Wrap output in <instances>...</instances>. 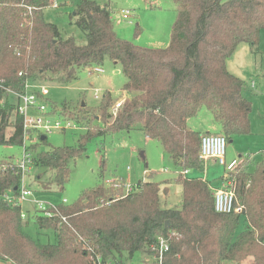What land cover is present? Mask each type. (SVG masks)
Wrapping results in <instances>:
<instances>
[{
    "label": "trees",
    "instance_id": "trees-1",
    "mask_svg": "<svg viewBox=\"0 0 264 264\" xmlns=\"http://www.w3.org/2000/svg\"><path fill=\"white\" fill-rule=\"evenodd\" d=\"M52 1L0 0V145L23 146L19 101L10 92L27 93L26 80L69 85L80 70L101 67L109 60L121 66L126 80L122 90L128 96L114 118L106 113L112 101L109 93L98 107L89 108L88 112H100L103 128L88 129L77 147L38 152L39 145L47 144L46 136L36 131V143L26 150L34 153V168L54 171L52 183L57 188L68 182L69 162L85 152L90 138L107 131L139 128L160 144L177 172L203 169L201 135L187 128V120L202 107L212 113L227 143L250 135L251 103L243 96L244 82L228 72L226 61L241 44L256 52L264 30V0H172L177 16L165 48L141 47L118 38L108 7L93 0H81L72 14L85 43L63 39L43 16ZM66 109L64 103L63 115ZM8 127L12 132L7 136ZM260 156L263 161L252 169L249 165L258 163ZM245 158L234 176L239 214L216 213L208 183L182 174L176 179L182 202L175 209L159 206L160 183L140 182L125 197L121 190L97 187L84 191L75 204L59 206L66 223L58 217L32 216L40 229L53 231L55 244L31 238L20 206L2 199L19 196L22 174L13 158L0 160L5 166L0 171V264H93L85 244L102 259L123 254L132 258L148 254L158 236L172 233L164 264H236L248 255L254 258L249 264H264V150L257 158ZM240 222L242 229L236 232Z\"/></svg>",
    "mask_w": 264,
    "mask_h": 264
},
{
    "label": "rangeland",
    "instance_id": "rangeland-1",
    "mask_svg": "<svg viewBox=\"0 0 264 264\" xmlns=\"http://www.w3.org/2000/svg\"><path fill=\"white\" fill-rule=\"evenodd\" d=\"M80 1L56 0L57 6L51 5L43 10L45 21L54 24L63 39L73 38L78 45L85 43V35L76 27L72 14ZM93 1L100 6L108 7L113 30L118 38L148 48H165L169 44L171 29L177 16L176 6L172 0ZM122 11L128 12L129 17L126 20L117 16ZM226 62L231 70L234 66L237 68L240 78L244 80L243 94L252 102L253 108L250 117L252 134L236 136L227 144L225 160L226 163H229L232 159H238L239 156L254 155L257 158L258 153L264 149V30L260 32L256 52L249 50L247 45L241 44ZM100 68L103 70L102 73L95 72L94 68L80 70L77 80L69 85L51 81L41 83L48 92L44 103L51 119L62 122L70 120L75 124L76 129L54 131L45 135L47 146L39 145L38 152L62 146L77 147L80 136L86 134L88 129L92 131L102 129L103 118L100 112H88V109L98 107L106 93L110 94L112 100L106 113L114 118L113 104L118 100L128 99L127 93L122 90L126 80L119 64L107 60ZM251 82L255 83L254 87H251ZM95 92L99 96L97 99L94 98ZM64 103L67 104V109L64 110L65 116L61 112V106ZM54 106L57 110L54 109ZM81 109H87V114L82 115L84 110ZM192 121L197 123L195 126L199 128L197 130L200 132L206 130L215 134L221 131L212 113L205 107L201 108ZM107 122L111 123L112 121L108 120ZM11 132L12 128L8 127L6 135L8 136ZM33 140L34 142L32 144L28 142L27 146L35 144V139ZM22 151L23 149L19 145H0V160L19 159ZM32 154L34 155V153ZM257 161L258 163L255 161L249 166L253 169L254 165L263 161L262 157L260 156ZM202 166L201 171L191 170L188 177H202L212 184L220 181L224 174L222 165L215 160L209 161L206 165L202 163ZM69 168L70 178L63 189L57 188L52 183L53 170L37 169L33 164L31 172L26 178L25 183L32 191V195L27 201L21 203V210L27 216L25 222H28L25 225V232L41 244H55L57 241L51 229L42 230L35 224L32 218L35 214L33 200L46 206H71L86 190L97 187L108 189L105 183L108 180L130 186H137L140 182L168 185L166 193L163 188L160 189L162 201L159 199V206L165 208L169 205L171 209L180 207L182 194L176 180L177 169L172 161L165 156L160 144L146 138L139 128L128 131H107L98 136H92L86 143L85 152L70 161ZM39 174L42 176L37 179ZM109 195L111 196L112 193ZM63 199H66L67 203L62 204ZM164 200L168 204L162 205ZM239 204L237 199V205ZM241 229L242 222L236 232ZM141 257L144 258L146 255L136 253L132 258L126 254L116 256L117 260H121L123 264H144ZM253 259V256L248 255L236 264H248Z\"/></svg>",
    "mask_w": 264,
    "mask_h": 264
},
{
    "label": "built area",
    "instance_id": "built-area-1",
    "mask_svg": "<svg viewBox=\"0 0 264 264\" xmlns=\"http://www.w3.org/2000/svg\"><path fill=\"white\" fill-rule=\"evenodd\" d=\"M53 6L56 5V0L52 1ZM30 11V8L28 9ZM123 20H126L129 15L127 11H122L117 15ZM94 71L97 73H102L103 70L100 67H94ZM19 75H21L19 73ZM25 88L27 93L19 95L15 93V97L18 99L19 103L17 106V113L22 117V127H23V146L22 155L19 159H13V164H15L21 170L22 179L20 193L18 197H14L11 194L2 196V199L9 203L20 206L21 203L27 201L32 195V191L27 187L25 181L31 172V166L33 164V155L26 150L27 143L32 144L37 141L36 131L42 135L51 134L54 131H65L66 129L75 128L76 126L70 120H65L64 122L60 120H52L47 113V106L45 105V97L47 95V89L42 85H35L25 81ZM33 90V91H30ZM9 91V90H8ZM99 96L97 92L94 94V98L97 99ZM125 98L116 101L112 106V114L115 115L124 104ZM33 132V138L30 136L29 132ZM227 140L223 134H204L200 138V152L199 159L201 161L207 159H215L220 165L224 167V174L221 176V186L214 190L212 193L214 210L216 213L229 214V213H241V207L236 206V180L234 178L238 169L246 164L245 157H239L238 159H233L229 163H226V147ZM5 166L0 165V171L4 170ZM188 171L178 172V174L187 175ZM108 188L114 191L121 190L123 196L132 193L136 186H130L128 184H121L116 181L108 180L105 182ZM35 214L45 217L52 218L58 217L60 223H66V217L62 216L59 212V206L49 205L46 206L41 202L35 200L32 201ZM67 203L66 199L62 200V204ZM34 214V215H35ZM20 217L22 220H26V213L21 210ZM171 236H175L172 233L170 236H158L156 240L148 246L150 252L145 254L146 257H141V261L144 264H164L165 254L169 252L171 246ZM86 251L90 253V259L93 264H123L121 260L117 258L113 259H102V257L97 254L92 247L85 244ZM141 255V254H140ZM249 264V263H248Z\"/></svg>",
    "mask_w": 264,
    "mask_h": 264
},
{
    "label": "crops",
    "instance_id": "crops-1",
    "mask_svg": "<svg viewBox=\"0 0 264 264\" xmlns=\"http://www.w3.org/2000/svg\"><path fill=\"white\" fill-rule=\"evenodd\" d=\"M244 45H247V44H244ZM247 47L249 48V50H250V47L247 45ZM150 48V47H149ZM226 68H227V70H228V72L229 73H231L232 75H234V76H236V77H238L239 79H241L240 78V74H239V72H238V70H237V68H235V66H234V68H233V70H231V68L229 67V65L227 64V62H226ZM243 82H244V80L243 79H241ZM35 85H38V84H35ZM43 86V85H42ZM255 86V83L254 82H251V87H254ZM244 90V89H243ZM243 93V92H242ZM243 96L245 97V95L243 94ZM248 101H250L247 97H245ZM250 103H251V107H252V102L250 101ZM201 110V109H200ZM199 110V111H200ZM252 111H253V108H251V113H250V116L249 117H251V114H252ZM193 118L194 117H192V118H190V119H188L187 120V128L188 129H190V130H192V131H196V132H198V133H200V135L202 136V135H204V134H211L210 132H208V131H206L205 130V132H200V130H197V129H199V128H196V122H194V121H192L193 120ZM250 124H251V118H250ZM220 127V126H219ZM251 130H252V127H251ZM215 134H221V131L219 132V133H215ZM252 134V131L250 132V135ZM249 136V135H248ZM147 138V137H146ZM262 150H264V149H262ZM239 157H243V156H239ZM233 160V159H232ZM206 161V162H205ZM209 161H215V160H213V159H207V160H204V161H202V163L204 164V165H206V163H209ZM212 163V162H211ZM215 163V162H214ZM190 175V171L187 173V177ZM199 178H201L204 182H206V183H208V185H209V187L212 189V193H213V191L214 190H216V189H218L220 186H221V181H219V182H217V183H211V182H208V180H206V179H204V178H202V177H199ZM166 186H168V185H163V186H161V188L160 189H162L163 188V190L165 191V193L168 191V188H166ZM178 186H180V188H181V194H182V187H181V185H179L178 184ZM166 196H167V194H165ZM159 199L161 200V198H160V192H159ZM162 201V200H161ZM181 202H182V199H181ZM168 204L167 202H166V200H164L163 201V203H162V205L163 204ZM165 206V205H164ZM180 206H181V203H180ZM163 209H171V207L168 205V206H166L165 208L163 207Z\"/></svg>",
    "mask_w": 264,
    "mask_h": 264
},
{
    "label": "water",
    "instance_id": "water-1",
    "mask_svg": "<svg viewBox=\"0 0 264 264\" xmlns=\"http://www.w3.org/2000/svg\"><path fill=\"white\" fill-rule=\"evenodd\" d=\"M44 138H45V137H44V136H42V137H41V140H43Z\"/></svg>",
    "mask_w": 264,
    "mask_h": 264
}]
</instances>
